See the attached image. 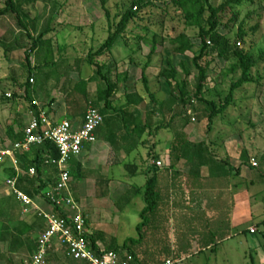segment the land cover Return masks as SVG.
<instances>
[{
  "label": "trees",
  "instance_id": "16d2710c",
  "mask_svg": "<svg viewBox=\"0 0 264 264\" xmlns=\"http://www.w3.org/2000/svg\"><path fill=\"white\" fill-rule=\"evenodd\" d=\"M26 1L27 3L34 2V0ZM100 1L103 9L106 10L108 0ZM153 1L130 0V5L124 9L117 23L111 22L110 15L106 10L109 22L107 40L98 50H91L84 60L76 59V68L69 66L64 73H61L60 65L57 62V52L53 40L47 39L52 30L51 26L48 25L37 38H33L30 34L29 37L33 41V46L26 52V68L29 78L24 86L25 100L29 104V112L39 116L40 112L35 106L36 100H34L36 94L33 82L35 79L34 71L55 70L54 73L51 72L50 74L59 76L58 84H60L62 78L68 77L69 71L81 74L83 67L88 65L95 69V78L92 83L84 78L78 82L69 78L66 82L67 85L64 86L66 103L69 107L68 117H71L70 122L80 121L83 124L88 109L90 107L97 109L104 117L102 127L105 125L110 128L113 138L116 139L113 143L114 151H118L117 153L124 152L129 156L135 151L138 152L141 146L147 145V141H143L145 135L156 136L163 130L175 132L169 151L171 166L162 171L156 168L148 170L150 178L146 185L133 188L128 193L131 199L142 197L146 203L141 214L142 223L137 227L139 238L128 240L115 251L106 250L104 252L130 256L137 264H163L168 260L174 264H185V259L193 254L192 250L195 246L199 252L200 250L214 251L216 239L224 241L231 236L230 213L232 207L224 199V191L226 188L235 186L234 180L240 176V169H237L235 174V170L229 169L228 162L217 159V155L207 142L192 143L184 130L176 131V124L181 122L185 129L192 120L207 121L208 133L211 134L216 120L224 117L232 106L237 91L256 83L257 80L254 78L253 71L264 60V53L258 59L247 49L248 33L245 29L247 23L253 20L259 12H252L243 21H240V14L236 11V7L242 6L244 0H230L219 7L213 4V0H174V6L182 15L183 30L177 31L174 28L166 30L164 27L160 35L153 34L150 38L149 29L144 27V34L135 37L140 42L149 40L152 42V50L148 55V62L143 68L141 78L149 102L145 96L138 92L129 93L130 88L126 87L127 103L124 106H116V97L122 76L114 78L112 68L101 60L113 56L114 48L120 40L126 39L128 41L132 37L131 26L136 23V20H142L140 14L153 7ZM251 1L253 3L255 0ZM263 1L257 0V4L261 5L260 12L264 11ZM19 9L21 10V7L19 8L14 0H6V8L0 10V17L14 14L20 19ZM227 17L230 18L227 19ZM226 19L227 22L225 23ZM19 22L21 23V20ZM238 24V34L233 39L230 35ZM221 29H224L226 33L222 34ZM190 30H196L198 33L196 38L200 41V46L197 53L194 52L195 46L188 34ZM166 31L170 33L165 34ZM252 31H256V28ZM166 43L168 46L165 45ZM162 48H166L165 50L174 49L175 56L184 57L190 53L193 54L192 62L199 72L195 93L191 94L188 91L192 72L187 63L183 61L179 65L182 70L181 75H183V79L179 80L180 72L175 65L174 58L168 56L165 61L167 67L160 72L158 77L167 82L171 90L170 96L163 103L157 99L156 94L151 89V81L147 71L151 66L152 59L160 54ZM32 54L34 55V63L31 61ZM213 56H217L227 63L235 61L236 63L231 67L229 73H241L240 78L232 83L229 94L223 101H220L221 95L218 92H212L208 86L211 64L207 60ZM201 62H206L205 66H202ZM50 74L49 76H51ZM124 78V81L127 82L129 79L127 72L124 74ZM95 88L97 89L95 90ZM16 100L17 96H14L12 101L5 98L8 103ZM53 104L54 98L50 102V106ZM167 108H169L168 116L171 121L168 120L169 123L165 126L164 121H160L159 118L164 117ZM44 109L47 110V107ZM50 113L48 111V114L52 115ZM22 139L23 135L16 142L22 141ZM1 144H3L2 141H0ZM147 157V161H149L160 156L156 155L154 151H149ZM48 158L59 159L56 147L50 143L34 148L30 153L20 157L22 169L29 171L35 168L37 172L35 177L25 176L18 183V187L29 197L41 196L46 188L55 186L57 183L58 169L47 164ZM135 162H137V158ZM178 166H182V168L180 169ZM70 167L71 173L83 169L82 164L76 160L72 161ZM124 168L133 177L140 172V166L136 163L126 164ZM251 169L255 172L252 185H259L264 188V155L260 158L259 165L257 167L251 166ZM186 170L188 172H184ZM205 170L206 174H204ZM10 173L13 178L15 176L14 171L10 170ZM45 179H50V182L46 183ZM96 184L97 198L108 197L110 193L109 179L98 173ZM71 188L73 191L75 190L74 186ZM215 189H218V193L215 196H209L208 194H211L209 191ZM14 201L15 197L0 201V242L6 241L7 236L10 235L12 237V240H8L10 241V248L18 245L26 246L29 252L27 260H29L38 249L39 239L35 231L39 227L41 229L40 234H42L46 227V221L36 215L35 221L29 226L32 231L24 233V223L20 221V214H17L16 207L13 205ZM130 203V199H127L126 204ZM55 213L58 211L55 210ZM58 214L62 216V213ZM16 221L18 224L11 228V225ZM262 224L264 225V222ZM176 230H179V233ZM24 236L28 238L24 239ZM88 239L92 249L100 254L102 251L97 245L98 237L89 236ZM27 260L23 258L16 261L12 258L6 260V264H25ZM48 262L49 264L63 263L57 257L56 247L50 252Z\"/></svg>",
  "mask_w": 264,
  "mask_h": 264
},
{
  "label": "rangeland",
  "instance_id": "374dc122",
  "mask_svg": "<svg viewBox=\"0 0 264 264\" xmlns=\"http://www.w3.org/2000/svg\"><path fill=\"white\" fill-rule=\"evenodd\" d=\"M173 1L154 0L153 7L140 14L142 20H136V23L131 26L132 37L128 41L126 39L120 40L113 51L114 62L119 61L121 64L120 71L129 69L131 72L129 74L130 77L132 75V81L136 88H131L130 91L135 89L140 95L146 97L147 102H149V97L145 94L141 78L142 70L148 62V55L152 50V42L150 40L140 42L135 37L144 34V27L149 29L150 38L153 34L160 35L164 27L166 30L172 28L177 31L183 30L182 15L174 6ZM227 1L230 0H213V4L219 7ZM14 2L19 8L21 7V10L19 9L20 19L14 14L0 17V129L6 128L10 122L15 121V114L22 110V106L25 109L29 107L25 100L24 86L29 78L26 68V52L33 46V41L29 37L30 34L33 38H37L48 25L51 26L52 30L47 39L53 40L57 52V62L60 65L61 73H64L69 66L76 68V59L84 60L91 50H98L107 40L109 22L106 12L108 11L111 22L117 23L124 9L130 5V0H108L106 11L103 9L100 0H34L33 3H27L26 0H14ZM262 4L264 7V1ZM260 6L257 4V0L253 3L251 0H244L242 6L236 7V11L240 14V21H243L252 12H259L253 20L247 23L245 29L248 33L247 49L258 59L264 53V11L260 12ZM4 8H6V0H0V10ZM229 18L227 17V19ZM238 28L239 24L235 26L230 35L231 38L237 37ZM254 28L256 31L253 32ZM167 32L165 34L170 33ZM221 33L225 34L226 31L221 29ZM188 34L195 46L194 52H199L200 41L196 38L198 36L197 31L190 30ZM165 45L168 46V43ZM165 49H161L159 58L154 57V60L152 59L154 64L167 67L165 61L168 56L174 58L177 65L183 61L186 62L192 72L188 91L191 94L195 93L199 72L193 65V54L190 53L184 57L175 56L174 49ZM105 59H102L101 62H108ZM31 61L34 63L33 54ZM207 61L211 64L208 86L212 92H218L221 95L220 101H223L229 94L232 83L240 78L241 73H229L231 67L236 63L235 61L227 63L217 56L209 57ZM205 64L206 62H201L202 66ZM93 70V68L85 65L82 69L84 72L82 77L86 78ZM159 70V68L152 70L153 86L151 89L153 92L159 93L160 100H166L169 99L171 90L167 82L158 77ZM51 72L54 73L55 70L34 71L35 98L43 109L47 107V111L51 112L53 118L56 119L57 114L59 115L57 121L66 119L70 121L71 117H65L58 112L60 106L63 108L67 106L64 86L67 85L66 82L71 78V75L76 78V81L78 80V75L74 74L77 72L69 71L68 77L62 78L60 84H58L59 76L50 74ZM179 72V80H182L183 75H181L180 67ZM253 75L257 80L256 83L237 91L232 106L224 117L216 120L211 134L208 133V122H200L198 119L197 121L192 120L185 129L181 122L177 123L176 131L184 130L194 144L207 142L213 152L220 155L219 157L222 154L226 156L227 152L231 154L246 152L248 156L254 158L250 161V169L251 166L257 167L260 158L264 155V60L254 69ZM158 80H161L160 83ZM62 88L65 89L63 100H55V97L54 104L50 106L54 95L58 97V94L62 93ZM125 95V89L120 88L116 97V106H124L127 103ZM14 96H17L15 102L8 103L5 101V98L12 101ZM57 101H61L62 104H57ZM15 103L18 104L17 109L13 107ZM189 114L191 115V112ZM111 132L112 130L105 125L97 132L98 143L95 144L94 150L99 154L97 153L98 158L91 164V168L100 167L96 171L102 176L113 177V185L109 186V196L102 199L97 198L95 186H91L84 179L75 182L77 186L73 196L80 202L89 220L92 233L96 237L99 236V240L100 237H105L107 241L105 247L115 251L128 240L139 238L137 227L142 223L140 215L145 204L142 197L131 199L128 193L133 188L145 186L150 175H148L146 164L142 165L141 162H135L136 151L130 156L123 152L124 156L118 157V151H114L113 144L116 139L113 138ZM158 135H161L160 138L163 140H174L175 132L163 130L156 136ZM147 138L149 137L147 136ZM153 145V141H148L147 146L151 148ZM158 146H161L160 149L165 148V144ZM257 149L260 153L257 152ZM140 151L143 155L149 152L146 148H142ZM147 156L146 154L145 157L148 158ZM130 163H136L140 166V172L135 177L129 175L124 168V165ZM254 174L255 172L252 173L253 177H255ZM7 179L8 176L0 168L1 197H4L5 192L9 190ZM262 191H264L262 187L254 190L252 208L255 211V217L245 223V226L241 228V234L236 231L235 234L230 233L232 239L224 241L216 239L214 251L200 250L199 252L198 248H194L193 254L185 259V264H264V225L262 224L264 220V192ZM127 199H130V204H126ZM47 210L52 212V207ZM252 227L256 228V233L250 232ZM176 231L179 233V230ZM23 258L27 260L28 256H21L19 259Z\"/></svg>",
  "mask_w": 264,
  "mask_h": 264
},
{
  "label": "built area",
  "instance_id": "2783aa9c",
  "mask_svg": "<svg viewBox=\"0 0 264 264\" xmlns=\"http://www.w3.org/2000/svg\"><path fill=\"white\" fill-rule=\"evenodd\" d=\"M35 106L40 115L30 112V122L20 142L11 146L0 145V165L11 161L15 176L7 181V186L14 196L28 208H33L39 217L46 221V229L38 240L37 252L25 264H49L50 252L57 245L64 249L70 259L80 264H137L130 256H121L115 252H101L97 254L91 247L87 227V217L80 204L73 196L71 188L72 161L80 160L87 148L97 143V132L104 123L101 113L90 107L86 113L81 127L63 120L57 121L38 102ZM195 121V120H194ZM50 143L59 153V159L48 158L47 164L58 169V180L55 186L46 189L42 196L46 203L52 207V212H45L37 207L32 198L18 188L21 178L35 177L36 169L29 171L21 169L18 155L30 153L34 148ZM157 168H163L162 162L156 163ZM62 213L60 216L58 213ZM252 234L256 230H251ZM163 264H174L168 260Z\"/></svg>",
  "mask_w": 264,
  "mask_h": 264
},
{
  "label": "crops",
  "instance_id": "0c3cea01",
  "mask_svg": "<svg viewBox=\"0 0 264 264\" xmlns=\"http://www.w3.org/2000/svg\"><path fill=\"white\" fill-rule=\"evenodd\" d=\"M49 39H51V38H49ZM114 56L115 55L113 54L112 57H109V58H106V59L104 58L105 60H108V62H104V63H106L107 66H109L110 68H112V71L114 73L113 74L114 78L122 76L121 77L122 78V82L119 85V89L120 88H124L125 89V93H126V87H129L131 89V88H136V86L134 85L135 83L132 81L133 80L132 79V75L130 77V74H129L130 70L127 69L125 71H120L121 64H120L119 61H115L114 62ZM156 57L159 58L160 54L155 56V58ZM153 60L151 62L150 68L147 71V74H148L149 79L151 81V87L153 86L152 70L156 69V68H159L160 70H159L158 73H160L163 69L166 68V66H162L161 65V67H160V66L155 65ZM156 61H157V59H156ZM175 65H176V67L179 70V66L178 65H180V63L177 65V63L175 62ZM72 72H74V71H72ZM126 72L129 74V79H128L127 82L124 81L125 80L124 74ZM83 73L84 72H82L81 74L80 73H74V74L78 75V80L77 81H76V78H74L72 75H71L70 79L72 81H74V82H78L81 78H84V77H82ZM158 73H157V75H159ZM94 78H95V69L90 73V75H88L84 79L87 80L88 82L90 81L92 83ZM158 81L160 83L161 80H158ZM56 90H57V87H56ZM64 91H65L64 88H62L61 89L62 93H60V95L58 94V97H57V95H54V99L56 97L55 100H57V99L58 100H61V99L63 100V92ZM118 92H119V90H118ZM135 92H136V90L134 89V91H130L129 93H135ZM154 93L156 94L157 99L160 101V103H163V102L167 101L168 98L166 100H160L159 99V93H156L155 91H154ZM34 100H36V102H37L36 98ZM56 103L57 104H59V103L62 104L61 101L60 102L57 101ZM13 107L15 109H17L18 104L15 103V105H13ZM168 109L169 108L166 109L164 117H160L159 118L160 121H164L165 126L169 123V121H171V118L168 116V114H169L168 113ZM60 110H61V112H60ZM60 110H59L58 113L64 115L65 117H68V115H69V107L68 106H66L64 108L62 106H60ZM15 115H16L15 116V121L13 120L12 122H10L9 125L6 128L0 129V141L3 142V144H1L3 146H11L12 144L17 143L16 141L21 139L22 135L24 134V131L26 130V128L29 125V122H30V119H31L30 118V113H29L28 109L24 108V106H22V110L17 112ZM56 117L58 118L59 115L57 114ZM74 124L77 127H81L82 126V123L80 121L79 122H75ZM160 136L161 135H158V136H155V137L148 136L149 138H147V136L145 135V137L143 138V141H147V143H148V141H153L154 145L151 148L149 146H147V145L140 147V150L142 148H146L149 151H154L155 154L159 155L160 157H158L154 161L153 160L147 161L148 158H146L145 155L146 154L148 155L149 152L146 153L145 155H143L140 150L137 152V156H136V158H138L137 162H141L142 165L146 164V166H147L149 171L151 169H153V168H156L159 171H162V170H165V169H167V168H169L171 166L170 157H169V151L171 149L173 140L172 139L163 140L162 138H160ZM18 142H20V141H18ZM97 143H98V141H97ZM161 144H165V148L164 149H160L161 146H158V145H161ZM94 146H95V144L93 146L88 147L86 152L84 153L83 157L80 160H78V162H80L82 164V168H83L82 171H79V172L78 171H74V172L71 173L72 174V184H71V186H74L75 189H76V186H77L75 182L76 181H80L82 179H84V181H86V182H89L91 186H95V189H96V186H97V184H96L97 183V175H98V172L96 170L99 169L100 167L99 168H94V167L91 168V164L96 161V159L98 158V154H99L97 151L94 150ZM158 149H160V151L157 152ZM258 151H259V149H257V152ZM245 153L246 152H242V153L236 152L234 154H231L230 152H227L226 156H223V154H222L221 157H219L220 155H218L216 153L217 159L219 161L228 162V164L230 165L229 169L235 170V174L237 172V169H240V176L237 177L234 180V185L235 186H231L229 188H226L225 191H224L225 192V198L224 199L229 201L227 204H229V206L232 207L231 213H230V230L234 234H235L236 231H239V234H241V228L243 226H245V223H247V222L251 221L252 219H254L255 211L252 208V205H253L252 204V199L254 197L255 188L261 187L259 185H257V186L252 185V183H251L252 181H254V177L252 176V173L254 171L252 169H250L249 166L251 165L250 161L254 160V158H252V156L245 155ZM259 153H260V151H259ZM263 154H264V152H263ZM21 156L22 155H18L17 156V159L19 160V163H20V157ZM121 156H124L123 152L122 153H118V157L121 158ZM146 161H147V163H144ZM157 162H162L164 167L163 168H157L156 167V163ZM117 165H118V163H117ZM0 168L8 176L7 181L10 180L12 178L10 170L14 171V167H13L11 161L8 160L6 162V164L3 165V166H0ZM178 168L181 169L182 166H178ZM22 170H24V169H22ZM184 172H188V171L186 170ZM104 173H105V171H104ZM204 174H206V170L204 171ZM107 176L109 178L106 177V176L105 177L109 179L110 186H112L113 185L112 182H113L114 179H113V177L110 178L109 175H107ZM49 180L50 179H45L44 181L46 183H48ZM50 187H53V186H49L48 188H50ZM48 188H46V189H48ZM218 188H220V187H218ZM19 190H21L23 193H25L21 188H19ZM209 192L211 193V194H208L209 196H215L218 193V189H215L214 191H209ZM262 192H264V191H262ZM10 197H15V201H14L13 205H15V207H16L17 214H20V221L24 223L23 232L24 233L25 232L27 233L28 231L30 232L31 229H30L29 226L32 225V223L35 221L34 218L37 217L36 215H38V213L35 212V210L33 208H28L29 212H26L27 208L25 207L24 204H22V202H20L18 200V198L16 196H14L12 194L10 188H9L8 191L5 192V196L4 197L0 196V201L4 200L6 198H10ZM30 198H32V197H30ZM32 200H33L34 204L37 207H39L40 209H42L43 211L51 212V211L47 210L50 206L43 199L42 195L38 196V197H35V198H32ZM144 204H145V207H146L145 201H144ZM145 207L142 209L141 214H142L143 210L145 209ZM52 211H53V209H52ZM87 221H88V224H89V226H88L89 234H90V236L95 237L96 235L94 233H92V231H91L90 223H89L88 218H87ZM262 222H264V220ZM17 224L18 223L16 221L15 223H13L11 225V228H14ZM45 229H46V227H45ZM0 230H1V225H0ZM40 230L41 229L39 227H37V230L35 231V233L37 234V238L38 239L40 238V235H41L40 234V232H41ZM251 230H256V228L252 227ZM0 237H1V234H0ZM97 237L99 238V236H97ZM23 238L26 239L28 237L24 236ZM232 238L233 237H229V239H232ZM8 240H12V237L10 235L7 236L6 241H1L0 242V264H6V260H8V259H12L13 258L16 261H19L20 260L19 258L21 256L22 257L29 256V252H28V249H27L26 246L18 245V246L14 247V248H10V241H8ZM97 240H98L97 241V245L101 249V251L104 252L106 250H109V249H107L105 247V245L107 243L105 237L102 236V237H100V240L99 239H97ZM195 248H197V247L195 246ZM56 254H57L58 259L61 260L64 264H78L77 262H75L72 259H70L69 257H67L66 251L64 249L60 248L58 245L56 246Z\"/></svg>",
  "mask_w": 264,
  "mask_h": 264
}]
</instances>
